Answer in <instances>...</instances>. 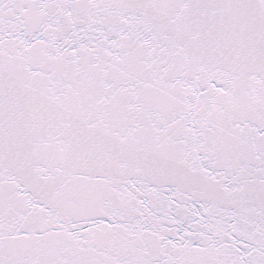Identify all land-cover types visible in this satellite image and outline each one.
<instances>
[{"label": "snow or ice", "instance_id": "6c2138e0", "mask_svg": "<svg viewBox=\"0 0 264 264\" xmlns=\"http://www.w3.org/2000/svg\"><path fill=\"white\" fill-rule=\"evenodd\" d=\"M0 264H264V0H0Z\"/></svg>", "mask_w": 264, "mask_h": 264}]
</instances>
